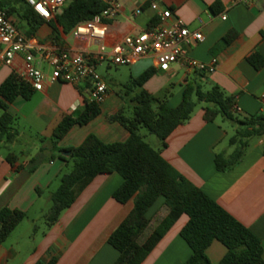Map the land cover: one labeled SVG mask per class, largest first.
Segmentation results:
<instances>
[{
  "label": "crops",
  "instance_id": "0c3cea01",
  "mask_svg": "<svg viewBox=\"0 0 264 264\" xmlns=\"http://www.w3.org/2000/svg\"><path fill=\"white\" fill-rule=\"evenodd\" d=\"M119 2L121 9L117 15L103 20L107 28V45L147 30L153 17L158 18L153 28L169 26L179 19L190 33H200L203 37L200 43L191 41L183 46L185 57L204 64L216 59L217 66L213 73L200 74L189 69L185 59H181L163 72L156 68L150 56L130 66L104 64L106 69L112 66L116 69L117 86L123 87L154 69L156 73L142 89L165 100L170 108L180 104L186 85L201 84L206 89L211 85L218 86L233 96L235 107L239 109L235 114L240 118L264 114V67L256 70L248 62V58L256 53L264 58V0H243L238 4H231L229 0H158L157 11L146 5V0ZM211 8L221 10L214 13ZM138 9L141 12L135 15ZM164 10L171 11L172 16L161 21L158 14ZM54 18L27 36V26L11 17L29 39L34 38L40 45L54 46L71 54H85L95 49L76 37L73 30L63 35L58 29L59 41L56 42L50 26V23L54 24ZM230 32L234 33L233 39L227 44L222 43V38ZM22 64L21 56L16 57L12 67L0 62V85L12 74H20ZM38 66L47 71L42 63L38 62ZM86 92L83 83L77 86L60 82L45 84L41 92H34L29 99L18 96L8 105L17 136L9 144L0 142V211L19 210L26 217L0 244V264H47L51 261L54 264H114L117 260L119 254L107 243V238L131 209V204L121 205L112 198L113 192L122 184L117 173L95 177L74 204L61 213L56 223L39 225L45 215V193L50 187L59 185L61 176L71 169L69 153L64 152L65 149L80 146L90 135L105 144L123 143L129 138V132L122 125L109 120L122 112L124 102L107 85L99 115L85 125H74L62 140L55 146L52 144L51 136L62 119L83 108L84 100L88 99ZM134 95H127L130 106ZM203 115V106H200L188 122L175 128L166 139L161 157L258 235L264 248V137L251 138L240 162L228 171L217 172L214 157L231 152L228 140L235 127L232 125L230 136L222 119L206 122ZM17 122L21 123L23 133ZM24 132L30 135V147L17 151ZM8 155H11V162L6 159ZM35 157H39L37 164L32 162ZM165 214L163 200L158 199L148 212L149 226L153 229ZM186 222L187 218L181 216L142 264H183L191 255L190 248L180 237ZM143 241L140 237L138 243ZM225 253L226 248L217 241L206 250L211 264H218Z\"/></svg>",
  "mask_w": 264,
  "mask_h": 264
},
{
  "label": "trees",
  "instance_id": "16d2710c",
  "mask_svg": "<svg viewBox=\"0 0 264 264\" xmlns=\"http://www.w3.org/2000/svg\"><path fill=\"white\" fill-rule=\"evenodd\" d=\"M157 1L146 0L145 4ZM0 9L9 18L25 24L27 36L32 35L45 22L24 0H0ZM104 9L105 5L100 0H69L55 16L54 24L50 23L56 42L59 41L58 29L66 35L76 25L91 20ZM211 9L214 13L221 10ZM157 21L158 18L153 17L148 29L153 28ZM233 37L234 33L230 32L221 42L227 44ZM248 62L256 70L264 67V58L257 53L251 55ZM155 73L154 69H150L124 86L128 91L138 89L132 98L131 117L123 116L122 112L109 117L110 121L118 122L129 132L125 142L105 144L90 135L80 146L64 150L69 153L71 169L61 176L58 188L50 194L51 207L45 215L46 223H56L61 213L74 204L95 177L117 173L122 178V184L113 192L112 198L121 205L131 204V209L107 238V243L119 254L114 264H142L181 216H185L187 222L180 230V237L191 250L190 257L183 264H211L206 250L214 241L226 248L218 264H264L261 238L161 157L168 136L175 128L188 122L196 107L201 104L204 121L214 122L220 118L235 127L234 134L228 140L231 152L219 153L214 157L215 170L228 171L240 162L251 138L264 137V114L239 118L233 111V96L227 95L218 86L211 85L206 89L201 84L186 85L180 104L170 108L165 100L142 89L143 84ZM78 90L83 94L81 88ZM34 92L15 73L0 85V142L9 144L17 136L13 128L14 117L7 111L8 105L18 96L29 99ZM99 113V105L85 99L80 111L65 116L56 127L51 136L52 144L55 146L62 140L74 125H85ZM141 128L156 137L157 149L151 148L144 141L140 134ZM10 158L11 155H8L6 159L11 162ZM38 161L39 157L32 160L36 164ZM158 199L163 200L166 214L139 244L138 240L151 221L148 212ZM25 217L26 214L19 210L0 211V244ZM47 264H54V261Z\"/></svg>",
  "mask_w": 264,
  "mask_h": 264
},
{
  "label": "built area",
  "instance_id": "2783aa9c",
  "mask_svg": "<svg viewBox=\"0 0 264 264\" xmlns=\"http://www.w3.org/2000/svg\"><path fill=\"white\" fill-rule=\"evenodd\" d=\"M34 12L45 21L55 17L61 7L69 0H24ZM105 9L91 20L79 23L73 33L79 39L95 46L93 51L85 54H71L54 46L40 45L29 39L0 9V62L12 67L16 57L21 56L23 67L18 74L35 92H41L45 84L66 83L74 86L85 84L87 98L100 105L106 98L107 85L97 73V66L111 64L114 66H130L143 57L153 58L156 68L166 72L171 65L185 59L186 66L194 71L213 73L217 61L212 59L208 64L187 59L183 46L191 41L200 43V33H190L184 23L176 19L169 26H158L134 35H127L116 44H106L107 28L103 20L117 15L121 9L119 0H100ZM243 0H229L231 4ZM152 10H158L156 2L150 3ZM135 11V15L140 14ZM161 21L171 18L169 10L159 12ZM225 19V16L222 17ZM46 66L47 71L38 66V62ZM239 112L237 107L233 108Z\"/></svg>",
  "mask_w": 264,
  "mask_h": 264
},
{
  "label": "rangeland",
  "instance_id": "374dc122",
  "mask_svg": "<svg viewBox=\"0 0 264 264\" xmlns=\"http://www.w3.org/2000/svg\"><path fill=\"white\" fill-rule=\"evenodd\" d=\"M97 73L100 75V77L104 80V82L106 83V85H108L110 87V89L116 94L122 97L123 102H124V107L122 109V114L125 117H131V106H130V102L129 99L127 98V95L132 94V93H136L138 91L137 88H134L132 91H128L123 87H119L116 85L115 82V74H116V69L112 66L110 69H106L105 65L103 64L102 66H100L97 70ZM128 93V94H127ZM200 106H202L201 104H199L197 108H199ZM195 109V110H196ZM239 117V116H238ZM240 118V117H239ZM220 119V118H219ZM221 121V119L219 120ZM17 124L20 125L19 130L23 133L22 131V126L21 123ZM18 125V126H19ZM224 125L227 128V130H229V134L230 136L233 134V131L231 130L232 125L227 122L224 121ZM140 134L143 136L144 141L153 149H156L158 146V140L156 139V137L152 134H150L149 132H147V130H145L144 128L140 129ZM31 143V138L30 135L28 134V132H24V136L22 138H20L19 143L17 144L16 150L17 151H25L27 148H29V144ZM71 166V165H70ZM71 168V167H70ZM58 183L57 185H54L52 187H50L49 191H47V193H45V201L43 202V209L45 210V215L48 213L50 207H51V201H50V194L52 192H54L57 188H58ZM45 215L44 217H42L39 220V225H45L46 220H45ZM152 227H148L144 233L141 236L142 240H145L147 238V236L149 235V233L151 232Z\"/></svg>",
  "mask_w": 264,
  "mask_h": 264
}]
</instances>
